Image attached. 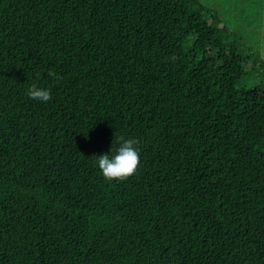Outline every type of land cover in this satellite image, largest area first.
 <instances>
[{"label":"trees","instance_id":"trees-1","mask_svg":"<svg viewBox=\"0 0 264 264\" xmlns=\"http://www.w3.org/2000/svg\"><path fill=\"white\" fill-rule=\"evenodd\" d=\"M209 1L0 0V264H264V61Z\"/></svg>","mask_w":264,"mask_h":264},{"label":"clouds","instance_id":"clouds-1","mask_svg":"<svg viewBox=\"0 0 264 264\" xmlns=\"http://www.w3.org/2000/svg\"><path fill=\"white\" fill-rule=\"evenodd\" d=\"M47 74L54 80L61 79L53 70H49ZM37 78H39V73H37ZM26 95L28 98L42 103H46L52 98L50 89L38 87L35 83L28 88ZM115 143L118 147L114 151L110 150L112 154H101L99 157H92L94 166L98 168L106 181L126 180L137 172L140 164V152L137 147L139 141L119 136L116 138Z\"/></svg>","mask_w":264,"mask_h":264},{"label":"rangeland","instance_id":"rangeland-1","mask_svg":"<svg viewBox=\"0 0 264 264\" xmlns=\"http://www.w3.org/2000/svg\"><path fill=\"white\" fill-rule=\"evenodd\" d=\"M248 1L249 0H211L207 3L212 5L215 4L216 7L211 6V8H215L218 13L230 12L233 16L237 15L236 13L241 10V6L245 5L247 7L249 13L248 18L239 20V22L233 23L232 25L225 26L230 29V32L233 31L236 35L242 34V37L245 38V41L247 42V47H249V53L253 55V59L264 61V25H257L258 13L262 9L254 5L255 3L261 2V0H252V4L250 6L248 5ZM221 4L222 6H220ZM235 4L237 5L235 6ZM254 75L257 79L248 82V86H254L257 84L260 76L256 73Z\"/></svg>","mask_w":264,"mask_h":264}]
</instances>
